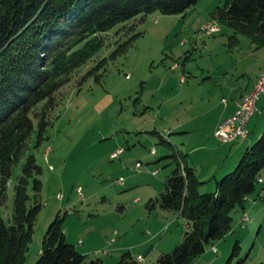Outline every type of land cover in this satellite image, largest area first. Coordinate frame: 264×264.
<instances>
[{
	"label": "rangeland",
	"instance_id": "1",
	"mask_svg": "<svg viewBox=\"0 0 264 264\" xmlns=\"http://www.w3.org/2000/svg\"><path fill=\"white\" fill-rule=\"evenodd\" d=\"M224 1L198 0L184 12L155 10L118 23L103 33L105 44L86 65L63 74L53 94L35 103L30 114L35 123L43 117L46 125L40 136V128H34L27 154H33L42 168L37 176L42 187L36 191L31 182L28 192L37 196L41 208L25 264H35L40 257L45 232L56 217L63 219L67 240L86 254L85 264H116L129 249L145 255L143 264H154L159 254L173 251L182 242L190 229L188 221L159 204L148 205L164 191V182L175 167L168 155L169 133L160 119L174 104H166L168 96L192 84L205 98L200 108L206 112L220 105L222 96L229 99L236 87L249 84L264 65V48H256L243 34L233 43V31L226 26L216 37L205 38L206 44L198 42V49L184 64L187 50L194 45L195 23L209 21L211 12ZM105 57L98 72L88 75ZM175 63L179 67L173 71ZM181 73L189 80L185 85L179 83ZM157 103H162V109L146 113L148 104ZM256 106L248 125L247 141L253 139L252 143L264 131V93ZM211 113H204L201 123H193V134L184 139L187 147L202 141L199 145L205 148L192 155L198 161L196 174L205 181L199 186L201 192L215 191L216 180L210 174L213 163H218L219 178L238 163L233 166L230 159L219 160L223 151L210 134ZM152 129L159 133H148ZM171 139L180 145L183 141L174 134ZM121 146L123 152L113 157ZM174 153L183 167V157ZM20 168H14V181ZM259 172L263 181L257 182L246 202L245 213L251 221L243 227L244 212L233 211L231 230L208 244L190 264L264 263V167ZM14 186L12 182L2 208L8 222L13 221ZM133 233L143 244L133 242L125 248ZM237 241L240 248L232 255ZM153 246L154 250H148Z\"/></svg>",
	"mask_w": 264,
	"mask_h": 264
},
{
	"label": "trees",
	"instance_id": "2",
	"mask_svg": "<svg viewBox=\"0 0 264 264\" xmlns=\"http://www.w3.org/2000/svg\"><path fill=\"white\" fill-rule=\"evenodd\" d=\"M198 0H0V264H25L32 232L41 204L32 197L42 181V168L28 142L36 126L39 136L46 122L35 123V103L52 95L64 74L86 65L105 44L103 33L141 13L160 10L180 13ZM211 12L222 26L248 36L256 48H264V0H226ZM89 69L96 73L104 60ZM66 79V78H65ZM177 162L165 180L164 191L149 206L159 204L184 217L190 229L171 252L159 254L154 264H190L208 244L223 238L235 220L233 211L246 210L244 197L256 189L264 167V131L242 153L235 168L216 179V190L201 192L202 181L190 165ZM21 172L14 177V168ZM14 186L13 221L3 217L8 189ZM29 194V195H28ZM40 257L35 264H85L86 254L69 242L62 217H56L45 232ZM240 248L237 241L232 250ZM144 262V261H143ZM125 251L116 264H143ZM91 264H96L92 261ZM259 264H264L263 262Z\"/></svg>",
	"mask_w": 264,
	"mask_h": 264
},
{
	"label": "crops",
	"instance_id": "3",
	"mask_svg": "<svg viewBox=\"0 0 264 264\" xmlns=\"http://www.w3.org/2000/svg\"><path fill=\"white\" fill-rule=\"evenodd\" d=\"M206 22L207 21L205 19V21L199 20L197 23H195L196 27L194 29L195 34L193 37L194 45H193L192 49L187 50L188 53L184 56L185 57L184 64L189 60L190 55L192 53H194V51L196 49H198V44H199L198 42H202V43L206 44L205 38L216 37L217 33L203 34L201 37L199 36L198 28H200ZM183 68H184V66H183ZM183 68H182V70H183ZM171 70L174 71L175 69L171 68ZM263 70H264V65H263V67H261V69L258 71L257 75L252 79V81L249 84L243 85V86L240 85V86L236 87L234 94H233V92H232V94L230 93L229 99H227L225 96H222L220 99V101H221L220 105L210 106L209 110H207L206 112L200 108L202 106L203 101L205 100L202 93L201 94L196 93L193 90L192 84H187V81H189L188 79H186V81L181 83L182 85L187 84V86H182V89H180L179 92H177L173 95L170 94L171 96L170 95L168 96L169 99L166 101V104L168 102H172V101H174V104H172V105L170 104L169 108L166 109V111L163 113V116L159 115L160 119L162 120V123L164 124L163 130L168 131V133H169L168 138H167L168 139L167 143L169 145L168 149H171L170 150L171 152L168 155L170 156L175 151H178L180 153V155L183 157V160H181L183 167H184V165H190L191 167H193L195 169V172L198 173V170H197V165H198L197 162L198 161H195V159L193 160L192 155L196 151L205 149L203 147L204 145H199V144H202V141H201L198 144H194V145H191V147H187V143H186V141H184V139H187L191 134H193V131L195 130V127H192L193 123L197 122L198 120L200 122V119L204 115V113H209V112L211 113L212 112L211 113L212 116H211V120H210L211 121V125H210L211 133L210 134H212V137L220 144L218 146L219 149H221L223 151L222 155L218 156V158L220 161L221 160L226 161V159H230L231 164L234 166L238 162V160L241 157L244 150L253 142V139H250L249 142L247 141V138L250 134V130H248L249 134L245 140H243V141L236 140V141H232V142H228V143L219 141L213 133H214V130H215L217 124L220 122V120H223V119L234 114V112L237 108L236 106L238 105L239 101L242 99V97L244 95H246L248 92H250L253 89L254 83L256 81L255 79L258 78V76L261 74V72ZM153 98L156 99V96H153ZM257 104H258V101H257ZM155 108L157 110L162 109V103H157V105L156 106L154 105V107H152L151 105L148 104L147 109L145 111H146V113H148L149 110H152L154 112ZM255 113L253 115H255ZM251 118H249L250 120L247 123V128H248V125L251 121ZM148 133H157L158 134L159 132L157 131V129H152V130H148ZM207 133H209V132L207 131ZM172 134L176 135L177 137H179L180 139L183 140L181 145L179 143L180 141L179 142H172V139H171ZM155 153H157V151ZM172 160H173V158H172ZM173 163L175 164L174 166H176L177 162L174 161ZM213 165L214 166H212V168L210 169V174H212L213 178L216 180L217 178H219V177H217L218 176L217 173H215V172H217L216 168L218 167V163H213ZM156 170L159 171V168L155 169V171ZM223 170H225L224 166H223L222 170L220 169V171L222 172ZM200 179L202 181H204L203 178H200ZM201 186H203V184ZM215 190H216V187H215ZM246 210H247V208H246ZM187 226H188V222H187ZM128 235H129V232H128ZM134 237H136V240L133 239ZM130 239H129V242L125 244V248L127 247V244H129V246H131L133 244V242H138L139 245L143 244V242H141L142 238L140 236H138L136 233L131 234ZM130 243H131V245H130ZM148 250H151V251L154 250V246ZM128 251H130L132 253L131 249H129ZM137 255H142L145 258V255H143L142 253H138ZM137 255L133 254V256H137Z\"/></svg>",
	"mask_w": 264,
	"mask_h": 264
},
{
	"label": "built area",
	"instance_id": "4",
	"mask_svg": "<svg viewBox=\"0 0 264 264\" xmlns=\"http://www.w3.org/2000/svg\"><path fill=\"white\" fill-rule=\"evenodd\" d=\"M221 23L214 18H211L209 21L204 23L199 30V36L201 37L203 34H213L221 32ZM184 42V41H183ZM181 42V43H183ZM179 66L178 63H175L171 66L172 69H176ZM128 76V75H127ZM186 76L181 73L180 76V83H183L186 81ZM255 83L253 86V89L248 92L246 95L242 97V99L239 101L238 105L236 106V110L233 115L220 120V122L217 124L214 135L215 137L221 141V142H232V141H243L248 136V128L247 123L253 116V114L257 111V101L261 94L264 93V70L261 72V74L258 76L257 79H255ZM125 148L121 146L114 154L113 157L119 156ZM155 148L151 149L152 153H155ZM142 164L141 162H136V166L140 167ZM158 170L154 171V173H157ZM260 182L263 181L262 178L259 179ZM123 179L120 177L119 183L120 185L123 184ZM245 199H248L247 196L244 197ZM241 225L245 227V223L250 222L251 218L247 213L244 212L242 216ZM245 221V222H244ZM217 250V247H214V251ZM137 259L139 261H145V258L142 255H137Z\"/></svg>",
	"mask_w": 264,
	"mask_h": 264
}]
</instances>
